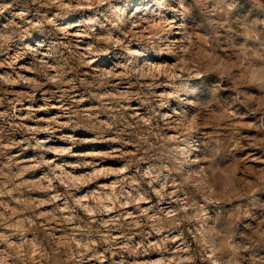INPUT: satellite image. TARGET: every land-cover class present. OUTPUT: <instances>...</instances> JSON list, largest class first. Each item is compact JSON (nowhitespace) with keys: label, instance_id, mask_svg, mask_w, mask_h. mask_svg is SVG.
Instances as JSON below:
<instances>
[{"label":"clouds","instance_id":"obj_1","mask_svg":"<svg viewBox=\"0 0 264 264\" xmlns=\"http://www.w3.org/2000/svg\"><path fill=\"white\" fill-rule=\"evenodd\" d=\"M0 264H264V0H0Z\"/></svg>","mask_w":264,"mask_h":264},{"label":"rangeland","instance_id":"obj_2","mask_svg":"<svg viewBox=\"0 0 264 264\" xmlns=\"http://www.w3.org/2000/svg\"><path fill=\"white\" fill-rule=\"evenodd\" d=\"M80 135H83V133H79ZM88 147H104V146H88ZM78 150H84V149H78Z\"/></svg>","mask_w":264,"mask_h":264}]
</instances>
